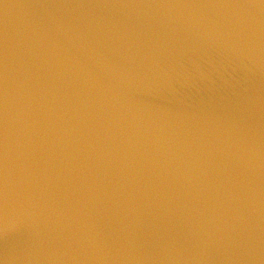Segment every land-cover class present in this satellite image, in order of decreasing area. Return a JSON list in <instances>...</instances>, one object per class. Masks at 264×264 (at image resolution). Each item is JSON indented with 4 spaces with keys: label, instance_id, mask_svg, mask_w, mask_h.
Masks as SVG:
<instances>
[{
    "label": "water",
    "instance_id": "1",
    "mask_svg": "<svg viewBox=\"0 0 264 264\" xmlns=\"http://www.w3.org/2000/svg\"><path fill=\"white\" fill-rule=\"evenodd\" d=\"M0 264H264V0H0Z\"/></svg>",
    "mask_w": 264,
    "mask_h": 264
}]
</instances>
